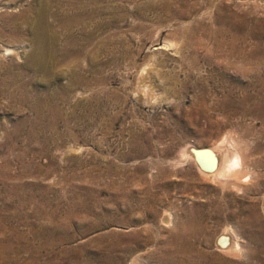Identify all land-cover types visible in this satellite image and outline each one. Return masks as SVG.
Listing matches in <instances>:
<instances>
[{
	"label": "rangeland",
	"instance_id": "obj_1",
	"mask_svg": "<svg viewBox=\"0 0 264 264\" xmlns=\"http://www.w3.org/2000/svg\"><path fill=\"white\" fill-rule=\"evenodd\" d=\"M34 2L0 0V264H264V0H92L91 40H56L36 89L91 83L43 117ZM213 146L243 156L239 184L186 153Z\"/></svg>",
	"mask_w": 264,
	"mask_h": 264
},
{
	"label": "bare ground",
	"instance_id": "obj_2",
	"mask_svg": "<svg viewBox=\"0 0 264 264\" xmlns=\"http://www.w3.org/2000/svg\"><path fill=\"white\" fill-rule=\"evenodd\" d=\"M33 12V16L30 19L27 18L29 24V36L27 39L31 44L32 52L25 61L24 66L29 70H36L39 75L36 82H30L29 87L27 86L28 82L23 86L27 92H33V94H31L32 103L30 105L35 109V113L38 117H43L54 114L55 112L58 113L57 109L59 110V108L57 103H59V100L63 101V93L71 91L75 86L81 84L83 80L87 82V84L91 83V79H86V76L82 74L83 67L76 65L78 66L76 70L69 71L70 86H56V89L50 92H47L46 89H36L38 82L45 84L47 82L46 78L53 77L51 75L52 72L53 74L56 73L55 56L57 52L54 49L56 40L62 37H69V39L75 41L73 43L76 45L79 41L89 42L92 38L95 26L92 19V0H35ZM85 56L87 57L88 54H85ZM85 69L88 70L87 68ZM92 70L93 69H89L91 72ZM47 75L51 76L47 77ZM53 102H55V104ZM188 150L186 153L195 160L196 167L200 173L211 179H219L223 185H228V183L239 184L238 181L247 175V173L244 172V166L246 167L245 162L241 160L243 156L241 158L237 153L238 151L229 153V155L226 153L221 157H216V153L218 152L217 146H213L212 150H197L193 147ZM212 166H215V168L213 167V169ZM247 170L248 169H246V171ZM125 199L129 200L127 197ZM140 199L137 201L136 206L139 212L142 211L140 209V205L142 204ZM144 201L148 200L144 199L143 203ZM261 206L264 212V196ZM140 214L141 212L137 214L136 219L130 218L127 224L137 226L140 223L142 225L143 221L141 220ZM161 220L169 221V215L163 213ZM230 236L231 235H228L226 229H224L215 239L217 247L222 248V250L231 247L236 249L238 242L234 240V245H232ZM239 247L240 246H238V249L240 250ZM228 250L229 249H227V251ZM232 253H234V251Z\"/></svg>",
	"mask_w": 264,
	"mask_h": 264
},
{
	"label": "water",
	"instance_id": "obj_3",
	"mask_svg": "<svg viewBox=\"0 0 264 264\" xmlns=\"http://www.w3.org/2000/svg\"><path fill=\"white\" fill-rule=\"evenodd\" d=\"M201 150V149H200Z\"/></svg>",
	"mask_w": 264,
	"mask_h": 264
}]
</instances>
